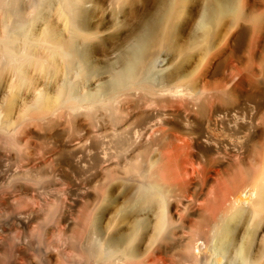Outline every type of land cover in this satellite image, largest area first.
<instances>
[{"label": "bare ground", "instance_id": "obj_1", "mask_svg": "<svg viewBox=\"0 0 264 264\" xmlns=\"http://www.w3.org/2000/svg\"><path fill=\"white\" fill-rule=\"evenodd\" d=\"M124 1L133 8L143 0ZM53 2V0H0V82H16L19 90L23 86L29 88V95L25 94L24 98L21 96L20 101L23 104L34 102L33 111L19 124V131L23 133H32L33 126L51 124V120L45 121L55 110V103L52 105L51 101L66 99L62 85L57 87L42 78L46 70L54 71L53 74L58 73L61 69L59 66H68L72 62L77 65L80 75L87 76L84 72L87 66L85 56L81 53L84 56L82 58L79 55L81 51H76L78 43L82 44L87 37L85 33L72 31L81 23L76 16L79 0H58L55 2L57 11ZM249 3L250 0H157L159 6L157 5L156 8V4L154 5L156 9L150 22L153 29L152 31L149 29L151 31L149 34L140 39H123L124 32L119 33L116 46L114 45L116 61L114 64L120 77L119 84L124 83L123 79L126 76L129 91L127 93L134 94L131 92L140 85V88L150 93L153 98L151 97L148 105L144 107V103H147L146 98L131 102L132 99L127 98L130 94L126 97L124 96L126 92L120 90L115 95L116 115L124 121L122 118L125 113L129 114L133 109L138 111L137 114L140 116H137L147 123L145 127L142 122L145 132L141 131L143 134L137 142L145 137L146 149L150 155L147 158V167H149L147 177L139 185L142 189L140 195L136 192L117 195L113 189V177L110 176L105 181L106 188L102 187L97 192L96 196L103 197L107 203L106 207H104L105 202L103 208L101 206L100 223L98 222L96 230L93 227V237H90L94 248L103 252L106 257L120 258V262L118 259L116 261L123 264V260L132 261L140 253L138 249L140 243L134 244L135 241L131 238L124 240L126 233L122 230V226L118 228L101 223L109 207L117 204L119 207L115 209L120 215L118 218L124 222L129 221L130 233L143 228L141 237L147 243L148 259L159 258L167 264H227L222 262H226L227 258L230 259L229 257L232 256L231 258L238 264H259V259L252 255V250L261 245V241L258 242L257 239L260 238L263 230L264 113L261 114L262 99L259 100L260 102L257 100L251 105L241 107L236 90L237 83H244L252 77L259 76V73L260 88L264 89V71L260 72L258 57L254 53H249L245 57L247 63L240 65L237 72L231 71L228 76L229 83L210 86L206 82L210 73L211 55L228 52L233 46H235L234 53L237 52L236 47L242 39L240 33L244 29L243 24L249 22L248 18L252 23V29H256L261 20L263 34L264 16L262 15L261 18L252 16L254 10L250 8ZM185 6L190 8L185 11ZM54 11L59 18V26H55ZM184 12L185 18L181 20L182 23L186 24L191 20L201 32L192 34L187 44L183 45L178 42L176 35L181 31L177 23ZM162 15H166L163 23L160 20ZM118 22L116 26L119 25ZM134 26L131 27L133 30L140 27L134 29ZM164 56L165 59L162 58ZM56 57L58 63L55 62ZM235 60L240 62L241 56ZM152 67L158 74L160 73L157 75L160 81L157 80L159 85L150 89L146 86L145 75ZM224 68L230 69L228 64L224 65ZM198 78L201 80L199 84L196 81ZM14 88L16 89L15 86ZM13 98H15L14 94ZM5 101L0 96V118L8 120L14 105ZM85 105L77 103L75 106L77 108L89 106ZM239 109L242 111L240 112ZM60 115L64 116V113ZM78 118L67 124L70 129L82 126L83 121L81 123ZM217 129L223 134L215 133ZM239 133H243V141L239 142L240 144L235 142ZM0 144L16 148L19 155L30 156L26 146L19 147L17 142L8 141L1 135ZM152 151L157 155L154 156ZM4 156L6 155L0 150V160ZM251 156H257L259 160L253 171L237 172L234 176L228 175L235 168L236 160L243 163ZM172 157L181 161L190 157L194 168L192 175L188 173L189 177L186 178L183 171L175 170L171 162ZM21 188L30 191L28 186ZM136 188L138 190V186ZM86 192L89 194L87 189ZM129 204L132 206L131 209H127ZM18 220L25 223L23 219ZM89 221L91 220L88 219L87 222ZM91 222L89 227L92 225ZM85 229L88 232L91 230L86 226ZM90 234L92 235L91 231ZM261 249L264 250V245Z\"/></svg>", "mask_w": 264, "mask_h": 264}, {"label": "rangeland", "instance_id": "obj_2", "mask_svg": "<svg viewBox=\"0 0 264 264\" xmlns=\"http://www.w3.org/2000/svg\"><path fill=\"white\" fill-rule=\"evenodd\" d=\"M53 1V4H56L54 9L57 11V3L55 2L58 0ZM115 1L79 0V7L76 11L78 15L76 16L81 23L72 31L76 33L80 32L79 34L85 33L87 37L85 42H82V44L78 43L77 46L79 49L76 48L77 52H79V50L81 51L79 55L82 56L83 54L85 57L82 56V58L84 57V60L87 61V66H85L86 69L84 68V72L87 76L80 75L77 65L72 62L70 63L74 65L72 67L70 64H68L69 67L59 66L61 69H59L58 73L55 72L53 74L54 71L50 69V71L46 70V72L43 73L44 77L42 76V78L44 80L51 82L57 87L62 85L66 93V99L61 98L58 99V101H51L52 105L55 103V110L45 119L46 122L48 119V122L51 120V124L47 125V123H43V125L40 126H33L32 133L20 132L19 124L25 121L29 113L33 111L34 102L23 104L22 101H20L21 96L24 98L29 93V88L23 86L21 90H19L16 82H0V94H2L0 96L6 100L5 102L7 104L11 103V105H14V110L10 114L11 116L8 117V120H4L3 117L0 118V135L8 141L17 142L19 147L26 146V149L30 153V156L27 157L19 155L16 148L10 145L0 144V150L6 155L3 157L4 160L3 158L0 160V264H121L119 263L120 258H117L119 262L116 261L117 259L115 258H108L103 252L94 248L92 244V230L94 228L96 230V226L99 225L98 222L100 223L99 216L101 215V211L99 210L101 206L103 208L105 202L103 197L99 198L96 195L102 187H105V181L108 176H110V178L113 177V189L117 195H126L127 192V194L136 192V194L138 193L140 195L142 189L139 185H141L147 177V169L149 168L147 167V158L150 154L148 155L149 151L146 149L145 137H143L139 143L137 142L140 140L138 139L140 135L143 134L141 131L145 130V123H147L144 119L139 117L140 115L137 114L138 111L133 109L129 114L125 113L124 118L127 120L122 118L124 121H121L116 115V93L121 90L124 93L126 92L124 95L126 97L127 94L130 93H127L129 91L127 90L128 79L126 76L124 79L121 76L124 83L121 82L122 84H119L120 77L117 75L118 69L116 64H114L116 62L114 51L119 33L122 34L124 32V35H122L123 39H140L152 31V24H150V22H152L151 17L159 4H157V0H155L156 2L154 0H146L144 2L143 0L142 3H137L132 8L131 5L124 0H117V2L119 1L118 4ZM155 4L156 8H154ZM249 5L250 8L254 10L252 16L255 15L260 18L264 16V0H250ZM144 6L145 8L148 7L146 8L147 10ZM189 8V6H185L184 10L187 11ZM139 10L141 12H139ZM56 11H54V13H56ZM184 14L185 12L177 23V27L180 28L181 31H178L176 35L178 42L183 45L187 44L192 34L201 32V30L196 27V24H194L195 22L191 20H189L190 24L189 21H187L186 24L182 23L183 21L181 20L185 18ZM227 14H229L228 11ZM54 15V17H56L54 18L56 21L55 26H59L58 23L60 21L59 18H57V13ZM165 16L166 15H162L160 19L162 21L161 23L164 22ZM248 21L249 22L243 24L244 29L240 33L242 39H240L236 47V49L238 48V51L236 50L237 52H235L236 54L234 53L235 46H233L228 52H223V54L221 53L219 55L218 53H214L215 55H211V64L209 66L210 73L208 74L209 79L207 78L206 81L210 86L229 83V74H231V71L237 72L240 65H245L247 63L245 57L246 54L248 55L249 53H254L255 56L258 57L257 61H260V72L264 71V32L262 34V22L259 20V26L256 29H252V23L249 18ZM117 22L120 26H116ZM123 23L124 26H122ZM133 24H135V26ZM132 25L134 29L140 26L136 28L137 32L136 29H132ZM143 26L145 30H143ZM148 26L151 27L149 28ZM118 27H121V29ZM149 29H151V31ZM144 31H146V33ZM240 56L241 61L237 62L238 60L235 59H238ZM234 57L235 59H233ZM57 58L58 57L55 59L56 63L59 62ZM162 58L165 59L166 56ZM223 64L225 66L228 64L230 69L226 70ZM157 75H160V73L158 74L154 67L149 69V72L146 73L145 81H150L149 83L146 81V86L150 89L159 85L158 81L160 80ZM258 75L261 79V74L259 73ZM259 76L252 77L244 83H237L236 95H238L237 97L241 101V107H246L262 99V102H259L260 105H262L261 114H263L264 89L260 88L261 80L259 82ZM196 81L198 84L201 82L199 78L196 79ZM152 85L154 87H152ZM135 90L131 92L134 94L128 95L127 98L129 100L132 99L130 100L131 102L146 98L147 103H144V107L147 106L149 99L152 97L150 93L141 89L140 85L136 86ZM135 92L137 94H135ZM13 94L15 98H13ZM253 98L255 101H253ZM13 102L15 103L13 104ZM77 103H82L83 105L87 104L85 106H89L86 108H77L75 106ZM239 111L241 112L242 110L239 109ZM59 112L64 113V116H66L60 115ZM136 116L137 119L135 118ZM76 118H78L81 123L83 121L82 126L79 127L80 129L76 127L70 129L67 124H70ZM142 122L145 127L142 126ZM142 127L144 129H142ZM215 133L220 134L222 131L217 129ZM239 134L237 138H235L236 143L243 141V133ZM241 135L242 137H239ZM72 151L75 155L72 154ZM262 151H264V145ZM152 153H154V156L157 155L156 152L152 151ZM71 155L72 157H70ZM256 157L257 156H251L243 163L236 160L235 168H233L232 172H230L231 174L229 173L228 175L234 176L237 172L253 171L259 161L258 157ZM171 162H173L172 166L175 170L178 172L183 171V175L185 173L184 176L186 178L189 177L188 173L190 176L192 175L194 168H192L193 164L190 157L183 161L176 157H172ZM181 166L184 167L181 168ZM21 184L23 187L28 186L30 191L22 190ZM18 185L20 187H18ZM137 186L138 190L136 188ZM86 189L89 194L86 192ZM118 201L120 202L121 199L119 198ZM106 203L107 202H105L104 207H106ZM114 205L110 206L111 208L109 207V210L105 213L104 221L101 220V223L104 225L117 226L118 228L122 226V230L126 233L123 237L125 241L131 238L136 242H134V244L138 245L140 243L138 245L139 255L129 262L121 260L122 263L167 264V262L163 263L159 258L148 259L147 243L144 238L141 237L143 228H141V230L139 228L135 230V232L130 233V228L128 227L129 221L127 222V220H125L124 222L118 218L120 215H118L117 209L115 208L119 207V205ZM131 207V204H129L127 209H131ZM18 219H23L25 223H21ZM86 219L92 222H87ZM90 222L92 227H89ZM85 226L86 228H91L90 231L92 235L90 231H86L87 229H85ZM83 228L85 230H83L84 232L82 231ZM262 228L261 235L263 237L260 235V238L257 239L258 242L259 240L261 241V245L254 247L256 250H252V255L255 258L257 256L259 264L262 262V264H264V261L261 262V260H264V250L261 249L264 245V218ZM134 244L131 245L134 246ZM259 254L260 256H258ZM231 257H229L230 259L227 258L226 262L224 261L222 263L238 264V262L234 261L235 259ZM221 261L223 260L221 259Z\"/></svg>", "mask_w": 264, "mask_h": 264}]
</instances>
